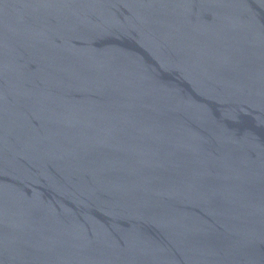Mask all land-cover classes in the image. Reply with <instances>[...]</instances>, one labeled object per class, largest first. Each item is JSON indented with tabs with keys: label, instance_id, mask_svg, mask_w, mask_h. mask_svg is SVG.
Here are the masks:
<instances>
[{
	"label": "water",
	"instance_id": "95a60500",
	"mask_svg": "<svg viewBox=\"0 0 264 264\" xmlns=\"http://www.w3.org/2000/svg\"><path fill=\"white\" fill-rule=\"evenodd\" d=\"M0 264H264V0H0Z\"/></svg>",
	"mask_w": 264,
	"mask_h": 264
}]
</instances>
